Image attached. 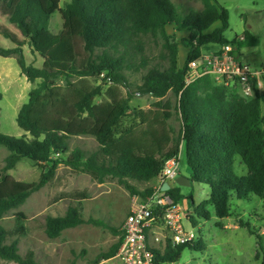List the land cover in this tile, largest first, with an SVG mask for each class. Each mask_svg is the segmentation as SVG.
Listing matches in <instances>:
<instances>
[{"label": "trees", "instance_id": "obj_1", "mask_svg": "<svg viewBox=\"0 0 264 264\" xmlns=\"http://www.w3.org/2000/svg\"><path fill=\"white\" fill-rule=\"evenodd\" d=\"M61 2L0 0V15L20 34L0 27V36L15 45L11 49L0 47V57H15L30 83L40 81L17 115V124L25 134L16 137L0 131V146L10 152L0 167V261L38 264L34 253L20 254L19 239L12 240V233L25 235V215L16 214L13 232L1 222L50 183L60 165L85 173L98 183L117 179L132 194L146 199L154 188L139 191L130 181L156 180L166 162L182 153L191 170L189 181L210 186V197L201 204L205 220L210 219L208 206L214 208L217 218L230 217L233 195L239 200L264 197V97L242 98L216 84L211 76L185 86L188 64L201 56L202 48L228 43L224 33L229 29V12L218 0H201L202 11H192L183 19L173 0H70L65 8ZM58 12L63 25L54 33L50 25ZM217 22L222 26L206 33ZM172 24L179 31L190 32L186 40L189 52L182 68L178 65L179 43L167 32ZM145 37L161 42L164 54L155 64L146 56ZM244 38L245 47L260 44L248 31ZM25 45L42 59L41 67L27 63ZM127 73L141 74L138 94L155 99L149 109L130 113L133 93ZM102 76L112 86L128 89V97L95 103L100 87L91 89L68 81ZM61 77L67 80L66 85L57 82ZM170 94L177 99L175 104ZM2 99L0 92V102ZM130 115L131 120L125 121ZM175 115L181 122L178 139L173 138L169 124ZM75 136L93 137L98 148L71 150L69 140ZM237 157L247 167V176L236 174ZM24 159L47 169L38 182L24 183L8 174ZM166 193L176 205L186 198L177 187ZM82 210L80 205L70 206L63 216H48L47 237L57 239L64 231L84 224ZM110 229L119 238L101 256L103 260L116 257L123 241V230ZM149 245L156 264L178 263L185 250H202L197 240L175 247L169 242Z\"/></svg>", "mask_w": 264, "mask_h": 264}, {"label": "rangeland", "instance_id": "obj_2", "mask_svg": "<svg viewBox=\"0 0 264 264\" xmlns=\"http://www.w3.org/2000/svg\"><path fill=\"white\" fill-rule=\"evenodd\" d=\"M173 2L178 9L180 19L185 18L192 11L200 12L203 9L201 0H173ZM218 2L229 12V29L224 33V38L230 44H239L238 50L243 53L245 62L254 67L264 65V0H218ZM69 3L70 0H62L61 8H65ZM62 25L63 18L58 12L51 20L50 30L57 33L62 29ZM0 27L20 35L19 31L1 15ZM173 30L178 32L179 28L169 25L170 35ZM246 31L259 39V46L246 48L243 43L240 44V39L244 37ZM184 36L188 34L185 33ZM178 37L179 39L176 38L180 44L178 65L182 68L187 58L186 40L189 37L182 39V34H178ZM143 41L146 56L153 64L160 61V57L164 54L161 42L149 37L143 38ZM0 47L11 49L15 45L9 39L0 36ZM221 48L222 44H208L202 48L201 54H211ZM23 50L28 64L35 67L42 66V59L31 53L29 45H25ZM161 63L166 65V62ZM20 71L15 57H0V73L9 77L0 79V92L3 94L0 102V131L16 137L25 134L17 124V115L22 105L28 101L30 91L40 84L39 80L30 83L23 77L19 78ZM127 75L131 85L130 91L133 93L129 102L130 113L135 109L149 108L155 99L138 94V88L142 83L141 74L127 73ZM103 79L104 76L100 79L71 78L68 81L83 83V86L91 89L100 87L101 92L94 99L95 103H111L113 100L128 97V89L121 86L114 87ZM57 82L66 85L67 80L61 77ZM169 98L174 104L176 103L177 99L173 94H170ZM261 111L263 113V107ZM130 120L131 115L125 119L128 122ZM169 124L173 138L178 139L181 134L179 116L175 115ZM69 141L71 150L77 148L94 151L98 148L97 142L90 136H75ZM9 154L6 148L0 146V167H4L5 159ZM46 170L43 165L24 159L8 174L21 182L35 183ZM235 172L239 176L248 175L247 167L239 157L235 160ZM190 175L186 157L182 154L177 182L172 181L171 184L179 186L185 197L191 196L193 199L194 204L188 199L187 208L184 209L187 217L184 220V228L187 232L193 231L197 235V242L201 243L202 250H185L178 264H264V197L239 200L233 195L229 202L230 217L219 219L215 215L214 208L208 206L206 209L210 219L205 220L206 211L201 208V204L210 197L211 189L205 184L191 183ZM130 184L139 191L158 187V182L155 180L149 183L130 181ZM141 201V197L132 194L117 179L108 178L104 183H98L85 173L60 165L54 179L34 193L24 205L7 214L1 224L8 231L13 232L17 224L16 214L25 215L24 226L27 230L25 235L17 236L12 233V240L19 239L20 254L25 257L28 252L34 253L38 264H121L116 257L103 260L101 256L107 253L119 238L110 228H116L121 232L133 205ZM79 205L83 209L86 222L64 231L57 239H49L45 233L46 218L63 216L70 206ZM193 219L197 222V226H194ZM91 220L101 225L96 226L89 222ZM0 264L15 263L0 261Z\"/></svg>", "mask_w": 264, "mask_h": 264}, {"label": "built area", "instance_id": "obj_3", "mask_svg": "<svg viewBox=\"0 0 264 264\" xmlns=\"http://www.w3.org/2000/svg\"><path fill=\"white\" fill-rule=\"evenodd\" d=\"M245 40L241 37L240 44ZM239 44L227 43L219 51L203 55L188 64L185 86L211 76L218 84L245 99L264 97V65L254 67L245 62ZM181 153L168 160L156 179L158 187L152 195L133 205L123 225V241L116 255L121 264H156L149 243H165L173 247L197 240V235L184 228L186 214L180 204L163 191L165 184L175 181L179 173ZM178 264V263H164Z\"/></svg>", "mask_w": 264, "mask_h": 264}, {"label": "crops", "instance_id": "obj_4", "mask_svg": "<svg viewBox=\"0 0 264 264\" xmlns=\"http://www.w3.org/2000/svg\"><path fill=\"white\" fill-rule=\"evenodd\" d=\"M219 3V2H218ZM171 26H175V27H177V25L176 24H172ZM222 26V24H221V22H217L216 24H214L208 31H206V33H212L214 30H216V29H218V28H220ZM167 32H168V26H167ZM174 33H175V36H176V38L177 39H179V37H178V34H182V39H184L185 37L186 38H188L189 36H190V32H188V31H175L174 32V30H173V33H172V35H174ZM185 33H187L188 34V36H184V34ZM169 34V33H168ZM179 47H180V44H179ZM246 48H251V47H246ZM188 52H189V49H188V47H187V50H186V54H188ZM181 68V67H180ZM18 76H19V78H25V80H27L26 79V77H24L23 75H22V73H21V71H20V73L18 74ZM3 78L4 79H7V78H9L8 76H6L4 73H0V79L1 80H3ZM149 108H150V106H149ZM149 108H147V109H149ZM146 109V110H147ZM181 155H182V153H181ZM189 173H191V170L189 169ZM156 181V180H155ZM175 182H177V179L175 180ZM179 182V181H178ZM180 183V182H179ZM171 187H172V185H171ZM173 187H177V188H180L179 186H173ZM181 189V188H180ZM181 192H182V190H181ZM183 194V193H182ZM190 196H188V197H186L185 199H183L181 202H180V205H181V207L183 208V209H185L186 210V208H187V202H188V199L192 202V204H194V202L192 201V199H190L189 198Z\"/></svg>", "mask_w": 264, "mask_h": 264}, {"label": "water", "instance_id": "obj_5", "mask_svg": "<svg viewBox=\"0 0 264 264\" xmlns=\"http://www.w3.org/2000/svg\"><path fill=\"white\" fill-rule=\"evenodd\" d=\"M171 189V185L170 184H165L163 187H162V190L163 191H169Z\"/></svg>", "mask_w": 264, "mask_h": 264}]
</instances>
